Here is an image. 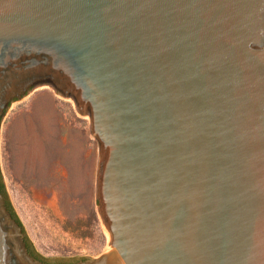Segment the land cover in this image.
Segmentation results:
<instances>
[{"label": "water", "instance_id": "95a60500", "mask_svg": "<svg viewBox=\"0 0 264 264\" xmlns=\"http://www.w3.org/2000/svg\"><path fill=\"white\" fill-rule=\"evenodd\" d=\"M43 84L90 116L108 245L39 253L0 163V264H264V0H0V126Z\"/></svg>", "mask_w": 264, "mask_h": 264}, {"label": "rangeland", "instance_id": "374dc122", "mask_svg": "<svg viewBox=\"0 0 264 264\" xmlns=\"http://www.w3.org/2000/svg\"><path fill=\"white\" fill-rule=\"evenodd\" d=\"M38 110L52 120L49 136L55 148L47 180L26 175L21 161L16 163L21 140L15 141L12 134L22 120L38 125ZM98 159L99 141L91 133L90 116L79 113L73 98L58 94L51 85L34 87L6 112L0 126L2 171L13 206L42 255H100L106 250L108 232L96 204Z\"/></svg>", "mask_w": 264, "mask_h": 264}, {"label": "bare ground", "instance_id": "6f19581e", "mask_svg": "<svg viewBox=\"0 0 264 264\" xmlns=\"http://www.w3.org/2000/svg\"><path fill=\"white\" fill-rule=\"evenodd\" d=\"M43 103L47 105V103L45 102ZM37 116H39V114H37ZM51 123H52L51 119L47 121H42L40 125V132H38L26 120L25 121L22 120L21 124L20 122H17L16 125L12 127V134H13L15 141H17L16 139L21 140L22 145H20V150L18 152V155H20L19 156L20 160L21 158L23 159V157L26 160L25 161L26 164L23 167L24 172L26 175L28 174L29 176H33L35 179L44 180L48 178L50 174V167H49L50 166V152L54 151L52 149L55 148L52 138L49 136L50 133L52 132ZM42 136L44 137L45 141L42 139ZM66 161L64 160V163Z\"/></svg>", "mask_w": 264, "mask_h": 264}, {"label": "crops", "instance_id": "0c3cea01", "mask_svg": "<svg viewBox=\"0 0 264 264\" xmlns=\"http://www.w3.org/2000/svg\"><path fill=\"white\" fill-rule=\"evenodd\" d=\"M47 105H48V104H47ZM37 114H39V116H37ZM35 116H37L38 125H33V124L31 123V121L28 122V120H27V122H28L29 124H31V126H33L38 132H40V125H41L42 121L50 120V119H51V116L41 115L39 110L36 112ZM37 120H36V121H37ZM42 137H43V136H42ZM13 138H14V137H13ZM43 139H44V137H43ZM44 141H45V140H44ZM20 145H22V144H20ZM19 150H20V146H18V150H17L16 163L18 164V162L20 163V161H21V163H20V167H21V165H22V168H23L24 165L26 164V162H25L26 160L24 159V157H23V159L21 158V160H20V157H19L20 155H18Z\"/></svg>", "mask_w": 264, "mask_h": 264}, {"label": "trees", "instance_id": "16d2710c", "mask_svg": "<svg viewBox=\"0 0 264 264\" xmlns=\"http://www.w3.org/2000/svg\"><path fill=\"white\" fill-rule=\"evenodd\" d=\"M2 189L4 190V185L2 184ZM9 207L11 208L12 212H13V215L21 222L18 214L16 213V211L14 210L12 204L9 202Z\"/></svg>", "mask_w": 264, "mask_h": 264}, {"label": "flooded vegetation", "instance_id": "af4514ba", "mask_svg": "<svg viewBox=\"0 0 264 264\" xmlns=\"http://www.w3.org/2000/svg\"><path fill=\"white\" fill-rule=\"evenodd\" d=\"M0 184H1V188H2V183L0 181ZM3 190V189H2ZM8 206H9V201H8ZM10 208V207H9ZM11 209V208H10ZM13 213V212H12ZM70 263H73V262H70Z\"/></svg>", "mask_w": 264, "mask_h": 264}]
</instances>
